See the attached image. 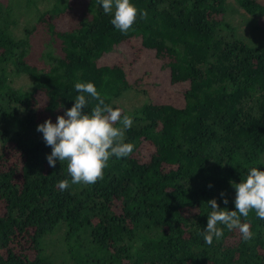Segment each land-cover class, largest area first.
Returning <instances> with one entry per match:
<instances>
[{
	"label": "trees",
	"instance_id": "trees-1",
	"mask_svg": "<svg viewBox=\"0 0 264 264\" xmlns=\"http://www.w3.org/2000/svg\"><path fill=\"white\" fill-rule=\"evenodd\" d=\"M130 2L148 19L125 34L97 0H0V264H264L254 211L241 218L249 242L223 225L211 245L198 234L210 199L234 210L230 182L264 170V40L241 34L250 19L228 20L231 6L264 16V0ZM133 38L185 82L179 105L151 101L119 63L96 62ZM76 82L133 116V152L111 157L92 185L71 184L66 161L50 167L37 131L72 106Z\"/></svg>",
	"mask_w": 264,
	"mask_h": 264
},
{
	"label": "clouds",
	"instance_id": "clouds-1",
	"mask_svg": "<svg viewBox=\"0 0 264 264\" xmlns=\"http://www.w3.org/2000/svg\"><path fill=\"white\" fill-rule=\"evenodd\" d=\"M104 13L112 14L111 24L121 33H127L137 22L148 19L146 10H138L130 0H97ZM75 89L79 93L72 106L63 115H57L56 122L50 118L37 125V131L43 134L44 142L51 148L46 155L50 167L56 161L67 162V172L71 184L92 185L104 178V170L109 166L111 157L127 158L135 145L126 142L125 131L133 124V116L124 113L119 107H112L91 82H76ZM89 98L96 101L90 112L83 109L89 106ZM119 125V126H118ZM235 189L234 210L220 208L215 198L210 199V213L207 225L198 234L203 236L206 244L211 245L213 239L223 236L226 226L231 231L237 229L244 242L253 239L249 222H242V217H249L254 211L257 218L264 220V170L252 166L247 175L239 183L230 182ZM70 186L68 179L58 182L61 191ZM223 202L228 200L221 192Z\"/></svg>",
	"mask_w": 264,
	"mask_h": 264
},
{
	"label": "rangeland",
	"instance_id": "rangeland-1",
	"mask_svg": "<svg viewBox=\"0 0 264 264\" xmlns=\"http://www.w3.org/2000/svg\"><path fill=\"white\" fill-rule=\"evenodd\" d=\"M240 10L237 6H231L228 11V20L242 26L246 19H250L251 24L245 22L249 26L242 29L241 34L248 42L264 40V16L248 15ZM255 22L259 27L253 30ZM138 43V38L117 43L110 50L103 52L96 62L98 64L119 63L129 81L142 80L141 82L147 86L148 98L151 101L179 105L182 101L185 82H171L166 71L158 66L157 58L148 51L139 49Z\"/></svg>",
	"mask_w": 264,
	"mask_h": 264
}]
</instances>
